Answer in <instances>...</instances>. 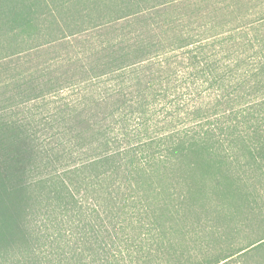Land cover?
<instances>
[{
	"label": "trees",
	"instance_id": "16d2710c",
	"mask_svg": "<svg viewBox=\"0 0 264 264\" xmlns=\"http://www.w3.org/2000/svg\"><path fill=\"white\" fill-rule=\"evenodd\" d=\"M0 264H264V0H0Z\"/></svg>",
	"mask_w": 264,
	"mask_h": 264
}]
</instances>
